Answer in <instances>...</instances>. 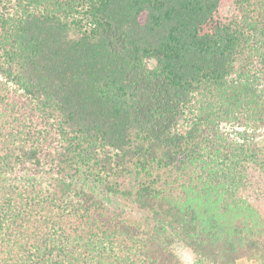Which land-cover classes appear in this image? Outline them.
Here are the masks:
<instances>
[{
	"label": "trees",
	"instance_id": "16d2710c",
	"mask_svg": "<svg viewBox=\"0 0 264 264\" xmlns=\"http://www.w3.org/2000/svg\"><path fill=\"white\" fill-rule=\"evenodd\" d=\"M263 128L264 0H0V264H264Z\"/></svg>",
	"mask_w": 264,
	"mask_h": 264
},
{
	"label": "clouds",
	"instance_id": "9594fccd",
	"mask_svg": "<svg viewBox=\"0 0 264 264\" xmlns=\"http://www.w3.org/2000/svg\"><path fill=\"white\" fill-rule=\"evenodd\" d=\"M173 253L177 256L180 264H200L195 250L182 242L173 246Z\"/></svg>",
	"mask_w": 264,
	"mask_h": 264
},
{
	"label": "rangeland",
	"instance_id": "374dc122",
	"mask_svg": "<svg viewBox=\"0 0 264 264\" xmlns=\"http://www.w3.org/2000/svg\"><path fill=\"white\" fill-rule=\"evenodd\" d=\"M259 134H260L259 136L264 137V128L259 130ZM125 212L129 220L141 221L144 218V213L133 206H127L125 208ZM177 243H175L174 245H176ZM246 264H258V263H246Z\"/></svg>",
	"mask_w": 264,
	"mask_h": 264
}]
</instances>
